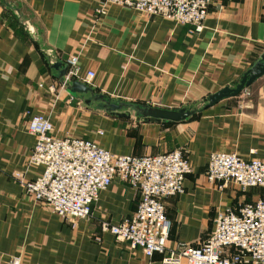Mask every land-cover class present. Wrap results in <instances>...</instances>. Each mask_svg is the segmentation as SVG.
Wrapping results in <instances>:
<instances>
[{"label": "crops", "instance_id": "0c3cea01", "mask_svg": "<svg viewBox=\"0 0 264 264\" xmlns=\"http://www.w3.org/2000/svg\"><path fill=\"white\" fill-rule=\"evenodd\" d=\"M100 4L0 0V264L14 255L21 264H163L180 243L207 237L219 211L264 198V187L219 189L204 174L214 151L264 161V73L184 121L146 122L71 95L53 67L77 56L80 74L92 70L90 86L111 99L200 109L208 95L235 86L264 53V0H212L199 32L115 4L99 15ZM33 114L48 117L55 137L92 139L113 153L183 151L191 172L183 192L163 199L172 221L165 253L148 257L102 228L135 211L139 193L125 182L115 179L100 191L91 216L75 224L25 192L14 173L33 179L42 171L26 168L35 136L25 121Z\"/></svg>", "mask_w": 264, "mask_h": 264}, {"label": "built area", "instance_id": "2783aa9c", "mask_svg": "<svg viewBox=\"0 0 264 264\" xmlns=\"http://www.w3.org/2000/svg\"><path fill=\"white\" fill-rule=\"evenodd\" d=\"M211 2L101 0L96 12L106 15L107 7L115 4L187 24L191 32H199ZM66 65L65 81L77 79L90 85L94 72L81 75L77 56L68 57ZM25 127L35 136L26 168L42 167V171L33 179H26L22 172L14 176L34 201L75 224L91 216V205L100 191L115 179L125 182L139 193L136 209L119 223L103 222L102 228L148 257L165 253L172 221L163 199L183 192L185 177L191 172L181 149L145 155L113 153L92 139L55 137L52 123L42 114L31 115ZM204 174L207 182L219 189L230 184L243 192L264 187V161L246 159L237 151L212 152ZM182 259L187 264H264V198L219 211L207 237L197 244L180 243L176 250L164 254L162 263L180 264ZM5 264H21V258L14 255Z\"/></svg>", "mask_w": 264, "mask_h": 264}, {"label": "water", "instance_id": "95a60500", "mask_svg": "<svg viewBox=\"0 0 264 264\" xmlns=\"http://www.w3.org/2000/svg\"><path fill=\"white\" fill-rule=\"evenodd\" d=\"M53 67L58 68V79L71 95L79 94L83 97L85 103L95 104L98 108L104 109L110 114H115L119 117L128 118L131 112H134L137 120L146 122H179L184 121L195 114L201 112L202 109L220 101L221 99L233 96L240 92L245 86H248L256 78L264 73V53L249 67L240 77L239 82L233 87H223L208 95L204 105L198 108L181 107L177 109H169L165 107L152 106L148 104H139L135 102L118 101L111 99L103 93L95 92V89L89 84L80 80L74 79L70 82L65 81L63 76L67 70L65 64L62 69L61 62H53Z\"/></svg>", "mask_w": 264, "mask_h": 264}, {"label": "rangeland", "instance_id": "374dc122", "mask_svg": "<svg viewBox=\"0 0 264 264\" xmlns=\"http://www.w3.org/2000/svg\"><path fill=\"white\" fill-rule=\"evenodd\" d=\"M238 190H239V189H238ZM239 191H241V190H239ZM242 192H243V191H242ZM105 221H108V220L105 219Z\"/></svg>", "mask_w": 264, "mask_h": 264}]
</instances>
